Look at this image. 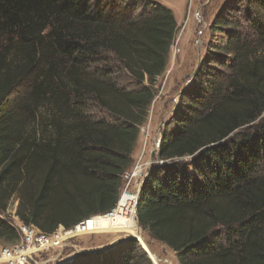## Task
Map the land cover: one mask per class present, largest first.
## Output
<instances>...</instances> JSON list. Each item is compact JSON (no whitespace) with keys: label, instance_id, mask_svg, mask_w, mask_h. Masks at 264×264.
Segmentation results:
<instances>
[{"label":"trees","instance_id":"16d2710c","mask_svg":"<svg viewBox=\"0 0 264 264\" xmlns=\"http://www.w3.org/2000/svg\"><path fill=\"white\" fill-rule=\"evenodd\" d=\"M233 2L136 204L179 264H264V0ZM178 28L157 0H0V241L13 199L47 233L117 206ZM58 264L151 262L129 238Z\"/></svg>","mask_w":264,"mask_h":264},{"label":"rangeland","instance_id":"374dc122","mask_svg":"<svg viewBox=\"0 0 264 264\" xmlns=\"http://www.w3.org/2000/svg\"><path fill=\"white\" fill-rule=\"evenodd\" d=\"M157 1L172 10L179 28L171 48L168 68L157 80L156 97L151 105L148 119L141 127L139 141L134 152L135 164L131 174L125 180L122 193L128 189L130 192L138 194L149 170L160 163L157 152L162 130L170 120L172 112L179 102L182 90L190 84L194 73L200 66L206 51V45L210 39L209 26L220 14L225 17L232 16L231 11L226 14L224 12L227 9V4H234L233 0ZM232 19L234 20V17ZM18 207L19 201L13 199L7 209L9 213L6 218L8 220L17 221L14 216L18 218ZM135 217L137 221V216ZM128 236L139 242L141 250L146 252L151 264H179L175 252L165 244L150 237L142 227L141 241L137 235L121 229L86 234L74 238L63 249L43 254L40 258L41 261L52 258L50 264L63 263L71 260L73 255L78 252L105 249L107 248L105 246L112 242ZM11 245L13 244L10 242L0 241V248ZM40 258L35 257V260L40 261ZM0 264L4 263L0 262Z\"/></svg>","mask_w":264,"mask_h":264},{"label":"built area","instance_id":"2783aa9c","mask_svg":"<svg viewBox=\"0 0 264 264\" xmlns=\"http://www.w3.org/2000/svg\"><path fill=\"white\" fill-rule=\"evenodd\" d=\"M117 206L105 214L87 217L70 228L60 225L51 233L44 232L33 224H26L18 219L19 217L14 216L17 221L12 220L11 223L19 232L20 240L11 246L0 248V262L4 264H48L52 258L41 261L40 256L63 249L78 236L104 232V229L100 227V219L112 214ZM8 213L6 211L2 216L7 217ZM35 257L40 258V261L35 260Z\"/></svg>","mask_w":264,"mask_h":264},{"label":"bare ground","instance_id":"6f19581e","mask_svg":"<svg viewBox=\"0 0 264 264\" xmlns=\"http://www.w3.org/2000/svg\"><path fill=\"white\" fill-rule=\"evenodd\" d=\"M136 202L137 193H132L128 189L123 191L116 210L100 219V227L104 231L128 230L132 234L137 235L141 241V227L135 217L137 216Z\"/></svg>","mask_w":264,"mask_h":264},{"label":"water","instance_id":"95a60500","mask_svg":"<svg viewBox=\"0 0 264 264\" xmlns=\"http://www.w3.org/2000/svg\"><path fill=\"white\" fill-rule=\"evenodd\" d=\"M159 143H160V141H159ZM157 158H158V160H159V156H158V154H157ZM162 163V162H161ZM154 167H152L151 168V170L153 169ZM150 170V171H151ZM149 173V172H148ZM148 175V174H147ZM142 186V185H141ZM140 190H141V187H140ZM140 190H139V192H140ZM139 192H138V197H139ZM138 197H137V200H138ZM137 212V211H136ZM136 215H137V213H136ZM138 224H139V226L141 227V225H140V223H139V221H138ZM130 238V236H128V237H125V238H122V239H119V240H116V241H114V242H112L111 244H109V245H107V246H105V247H109V246H113V245H115V244H117V243H119V242H121V241H123V240H126V239H129ZM76 254H74L73 255V257L75 256Z\"/></svg>","mask_w":264,"mask_h":264}]
</instances>
